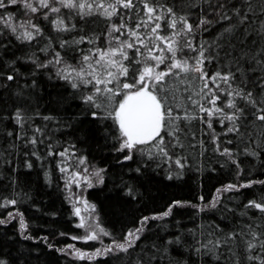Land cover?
Returning <instances> with one entry per match:
<instances>
[{
  "label": "trees",
  "instance_id": "obj_1",
  "mask_svg": "<svg viewBox=\"0 0 264 264\" xmlns=\"http://www.w3.org/2000/svg\"><path fill=\"white\" fill-rule=\"evenodd\" d=\"M147 2L157 8L154 16L159 15V21L148 20L144 0H133L135 8H119L110 19L104 13L105 9L112 11L108 4L114 0H89L92 14L83 18L78 14L80 10L63 6L59 13L41 7L33 13L21 3L0 8V264H260L264 260V249L245 251L241 241L249 239L247 235L223 243L228 234L239 233L242 228L247 232L249 224L257 233L264 232V213L247 207L250 201H264V183H259L264 181V121L256 120L251 114L253 107L239 97L236 103L245 109L244 117L235 122L239 131H229L234 125L224 115L233 111L227 107V101L233 99L228 93L237 87L245 92L251 90L258 100L264 97V67L252 58L264 47V33L257 34L264 13L257 12L255 23L235 24L234 12L239 9L243 14L248 6L246 0ZM101 3L104 9L97 10L96 5ZM167 8H172L175 17L167 13ZM225 13L232 19H223ZM181 16L193 31L174 39L181 45L185 40L197 46L203 44L208 50L206 56L213 53L214 58L204 63L208 75L229 70L235 73L231 87L220 80L216 82L219 89L215 94L220 97L216 106L223 113L208 116L187 99L189 93L193 99H200L195 95L204 84L199 74H191L197 78L190 86L187 81L181 84L179 78L166 77L175 88L176 100L169 101L173 114L183 117L186 110L198 117L178 121L183 147L168 149L172 160L154 149L149 151V145L143 146V151L120 150L118 125L107 118L106 112L119 102L122 93L111 101L98 99L104 107L95 108L84 99L92 93V85L74 88L72 69H86L96 57L90 56L86 62L84 56L97 48L106 49V42L116 48L118 41L114 37H119V42L134 44L124 49L128 59L122 62L129 73L119 76L121 84L131 83L133 72L143 68L148 53L129 30H135L149 47L166 48L155 37H172L181 25L171 28V19ZM60 19L70 30H58L54 21ZM202 20L207 23L200 24ZM157 22L160 29L154 34L151 29ZM23 23L30 28L20 27ZM121 24L125 27L120 32L108 35L113 25ZM233 24L232 31L225 32ZM7 25L17 31L13 33ZM31 25L39 28L38 34ZM24 31L32 32L34 38L24 39ZM153 54L161 53L153 47ZM196 55L188 48L177 52L178 59ZM58 58L60 62L56 63ZM257 59H264V54ZM170 62L166 59L155 70L166 71ZM146 63L155 65L151 60ZM70 72L72 75L65 79ZM8 75L14 79L7 80ZM185 87H189L188 92ZM214 87L209 81L204 93ZM201 103L212 107L206 99ZM17 111L22 116L19 122ZM93 112L98 118L92 116ZM33 138L35 144L31 143ZM164 140L168 144L172 137L164 135ZM129 154L132 159L126 160ZM176 158L185 165L182 169L175 165ZM80 163L103 170L99 176L103 182L94 180L84 189L100 227L96 240L83 239L88 236L86 226L80 222L67 193V176ZM247 184L250 186L240 187ZM228 185L236 188L226 190ZM12 200L16 203H8ZM169 208L171 212L164 216ZM145 217L148 219L142 226ZM141 227L139 239L127 252L113 250L91 258L72 256L75 247L105 250ZM216 241L221 244L214 251L201 247L211 249Z\"/></svg>",
  "mask_w": 264,
  "mask_h": 264
},
{
  "label": "snow or ice",
  "instance_id": "obj_2",
  "mask_svg": "<svg viewBox=\"0 0 264 264\" xmlns=\"http://www.w3.org/2000/svg\"><path fill=\"white\" fill-rule=\"evenodd\" d=\"M57 2L67 9H77L80 10L78 14H81V17L88 16L92 14L93 4L89 3V0H57ZM21 3L23 7L29 9L31 12L35 13L38 9L33 6L29 0H0V8H5L9 4ZM247 9L241 14L239 9H236L234 15L237 17L235 24H245L247 23H255L257 18V12L264 13V0H246ZM253 3H255L256 7L253 8ZM39 4L41 7L49 8V0H39ZM119 6V7H118ZM144 9L148 15V20L159 21L161 17L159 15L154 14L157 12V8L155 6H151L147 0H144ZM104 4H97L96 9H104ZM136 5L133 3V0H114V3L108 4V8L112 9L111 12H108L105 9V15L110 19L112 15L117 14L119 8L123 9H131L135 8ZM223 7V5H221ZM50 11L54 13H59V7H50ZM167 13H169L172 17H175L172 8L166 9ZM251 14V20L249 19V15ZM225 20H231L232 17L228 16L225 13L222 17ZM2 19V18H0ZM11 19V17H9ZM30 23V22H29ZM57 25L58 30L60 31H68L70 28L65 25L62 19L54 21ZM141 23L147 24V21H142ZM177 23L181 25L179 29H177ZM207 23L206 20L200 21V24ZM235 24L229 26L225 29V32H231L232 28L235 27ZM11 28V31L15 33L17 31L16 27L12 25H7ZM25 25L21 24L20 27H24ZM171 28L177 29L175 33H173L172 37H165L161 35H156V40H159L166 44V48H161L158 45H153L156 51L160 52V55L153 54V47H149L144 41L137 35L135 30H129V34L136 37V40L142 44L146 49L148 55L145 57V63L142 69H136L133 72L132 82H119V76H127L129 73V68L123 64V60H127L128 56L124 51L125 48L131 49L134 47L132 42L123 41L119 42L118 37H114L118 41V46L116 48L109 47L108 49H99L97 48L95 52L90 51V55L84 56V61H89L90 56L96 57L94 61L89 62L87 64V68L81 67L79 70L72 69V72L75 73V76L72 77V86L74 88H79L81 86L92 85V93L84 97L85 102L89 103L95 108H102L104 104L102 102H98V99L111 101V99L117 95H121V99L119 102L113 104L111 106V110L106 112L107 118H111L117 125L118 131L120 133L121 145L120 150L128 149L129 153L133 149L137 151H143V146L149 145V151L153 149L163 156L167 157V159L172 160V156L169 155L168 149L175 147H183L180 143L179 133H181V128L179 127L178 121L181 119L186 121H191L192 119H196L198 117L192 116L187 113L185 110V114L181 117L178 113L176 115L173 114V104L170 103V99L172 101L176 100L175 96V88L171 86L169 81L166 80V77L172 76L180 79V83L183 84L185 81L188 82L189 86L193 79L197 77L192 76L191 74H199L198 79L204 82L203 87L195 93L197 97L200 99H193V94L189 93L187 99L191 101V104L200 111L207 113L208 116H212L214 113H223V109L217 107V101L220 99L218 95H216V91L219 89V84H217V80L228 84L231 87V82L235 80V73L229 70L227 73H221L219 71L215 72L212 76H209L208 73L204 70L205 61L210 62L211 59L214 58L213 53H210L206 56L205 52L208 51L203 44L197 46L192 43L191 40H185L184 44L181 45L178 41L174 39L176 35H184L192 33V25L187 23L185 17L181 16L178 18L171 19L170 25ZM32 28L35 29V32L39 33V28L36 25H31ZM72 28L75 25H71ZM125 25L121 24L119 26L113 25L111 31L108 33L109 36L112 35V32H120ZM137 28L140 27V24H137ZM199 27V25H198ZM160 29V24L157 22L152 27V33H157V30ZM264 33V20L261 21L260 27L257 30V34ZM22 37L26 40H31L34 38L32 32L24 31ZM20 38V37H18ZM84 38L82 37L81 40ZM111 43V41H109ZM184 48H188L193 52H196L197 55L191 58H177V52H182ZM139 52V49H137ZM170 53L169 57H166L164 53ZM246 54V53H245ZM264 54V47L260 48L259 52L254 53L253 60L256 61V64L264 67V59H257V57ZM119 55L121 57L120 60L114 59L115 56ZM59 57V54H57ZM170 60L171 62L167 64L166 71H156L155 69L159 67L161 63H165V61ZM151 60L155 61L154 66H150L146 63V61ZM191 60V63H190ZM59 58L56 63H59ZM140 63V61H136ZM115 68L116 71H110L109 69ZM239 71V69H238ZM181 74L183 76L181 77ZM72 73L70 72L65 79H68ZM14 77L12 75L7 76V80L11 81ZM211 82L215 85L214 88H209L207 93H204V89L208 88V82ZM243 82V81H241ZM114 85L113 87H109V85ZM127 90V91H124ZM184 91L188 92L189 87H185ZM203 93V95H201ZM171 94V95H170ZM229 96H232L233 99L227 101V107L233 109L231 114L225 113V118L229 121L233 122V127L229 129V131H239V128L235 126V122L239 121L242 117H244L245 109L244 107L238 106L235 98L239 97L241 100L245 102L246 105H251L254 111L251 113L256 120L264 121V97L261 99H257L253 96L251 90L245 92L243 88L237 87L234 91L228 93ZM201 99H206L207 103L212 107H205L203 103H201ZM94 118H98V114L96 112L92 113ZM203 119L202 117H199ZM17 122L22 119L21 113L17 111L16 113ZM211 127V123L208 124ZM39 131V129H37ZM172 137V141L168 144H165L164 135ZM174 141V142H173ZM31 143L35 144L36 140L33 138ZM225 153H228V150H224ZM230 155V153H228ZM64 155V153H61ZM126 160H131V154L125 157ZM175 165H177L180 169H182L185 165L181 162L180 158H176L174 160ZM30 166V165H29ZM103 171L98 170L95 175L100 176V172ZM180 173H177L179 177ZM171 179V176L169 177ZM100 182H103L101 177ZM259 183H264V181H259ZM247 185H240V187H248ZM236 188L235 185H228L226 190H232ZM238 190V189H237ZM10 204H15L16 201H8ZM215 206V203L212 205ZM247 207L258 209L261 213H264V201L256 202L250 201ZM77 215H79V209L76 210ZM171 212V208L163 215L167 216ZM148 217H145L143 221H141V225L143 226L144 222L147 221ZM3 223V221H0ZM21 225L23 226V220H21ZM81 227L83 225H80ZM247 232L242 228L239 233L233 232L228 234L223 241L224 244H227L229 240H235L238 236L243 237L247 235L249 239H242V243L245 246V251L251 252L254 249L259 247L260 249H264V232L257 233L253 230V226L251 224L247 225ZM103 232V229L100 230ZM142 231L141 228H137L134 231H129L125 238L124 243L116 244V249L120 251L127 252L129 248L133 247L134 240L139 239L137 233ZM107 235V233H104ZM97 234L92 232L88 236L84 237L85 240H96ZM75 239V238H74ZM221 242L216 241L213 245V248L208 249L207 245H202L201 247L207 249L208 251H214L220 247ZM113 249L111 247L106 248L105 252H110ZM200 251V249H197ZM77 254L83 257L85 254L81 252H77ZM96 255L100 254V251L97 250ZM247 259H254L252 256H247ZM260 264H264V260L260 261Z\"/></svg>",
  "mask_w": 264,
  "mask_h": 264
},
{
  "label": "rangeland",
  "instance_id": "obj_3",
  "mask_svg": "<svg viewBox=\"0 0 264 264\" xmlns=\"http://www.w3.org/2000/svg\"><path fill=\"white\" fill-rule=\"evenodd\" d=\"M29 2L32 3L33 6L37 7V9L41 7L39 4V0H29ZM49 5H50V7H61V5L57 2V0H49ZM50 7L49 8L41 7V8L47 9L50 11ZM37 11H39V10H37ZM23 24L29 27L28 23H23ZM107 40L108 39L106 38V41ZM109 41H111L110 45H112V43L114 42V41H112L111 37H110ZM105 47H106V49L109 48V44H107V42L105 44ZM114 59L120 60V56L117 55V56H115ZM148 65H150V64H148ZM121 140H122V138H121ZM97 171H98L97 169H91L88 166L80 163L75 169L72 170V172L70 174H68L67 179H66L67 193H69V195L71 197L72 204L75 207V212H76L77 208L79 209L80 222L82 221L84 223V225L86 226V231H87L88 235L91 234L92 232H95L98 235L99 229H100V227L96 221V216L94 214V207L84 197V194H85L84 189L86 187H88L89 185H91L92 181L100 179L98 176L95 175V173ZM132 231H134V230H132ZM139 234H140V232L137 233L138 236H139ZM97 237H100V236H97ZM135 240H134V242H135ZM124 242H125V239L122 242L112 243L111 248L114 251H118V249H116L115 245L120 244V243H124ZM97 250L100 251L99 255L106 254V252L104 250H101V249H97ZM97 250L86 251L82 248L75 247L72 250L73 251L72 256H75L77 258H91V257L98 256L95 254V253H97ZM77 252L84 253L85 255L83 257H81L77 254Z\"/></svg>",
  "mask_w": 264,
  "mask_h": 264
}]
</instances>
